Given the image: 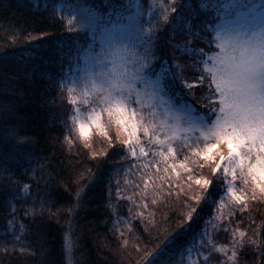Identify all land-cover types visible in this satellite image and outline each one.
<instances>
[{
    "label": "trees",
    "instance_id": "1",
    "mask_svg": "<svg viewBox=\"0 0 264 264\" xmlns=\"http://www.w3.org/2000/svg\"><path fill=\"white\" fill-rule=\"evenodd\" d=\"M59 1L0 0V163H6L9 172L16 174L12 179L31 174L40 181L41 189L47 180L56 201L55 205L45 204L43 198L36 202L33 196L27 203L13 202L12 208L37 217L21 220V212L12 215L8 195L0 186V264H140L157 245L161 246V259L183 264L190 250L195 264H200L202 256L207 255L200 249L202 238L223 247L222 252L215 253L219 264H264V222L257 218V212L264 211V197L259 189L258 201L250 202V216L229 217V211L238 212L235 201L227 202L224 196L225 205L220 206L221 190L207 205L201 202L198 206L190 198L193 193H203L193 181L187 199L199 215L185 220L177 230L188 211L181 207L186 197L182 192L177 195L180 187H188L184 165L194 169V178L211 179L216 175H209L211 159L182 149L177 162L170 166L155 159L157 166L149 162L148 167H141L130 155L125 159L122 152H110L107 138L97 129L87 139L80 137L64 82L92 37L90 27L80 29L68 23L64 11L57 10ZM67 1L77 2L86 12L94 11L97 25L117 14L135 13L128 8L127 0ZM136 1L140 2L143 23L141 37L155 55L154 70L169 69L163 78L166 94L175 103L192 106L195 116L211 124L215 115L210 121L206 113L214 108L219 114V94L206 97L201 91H193L174 79L173 71L177 61L201 62L197 49L210 37L212 44L216 43L214 25L222 16L226 0ZM173 3L179 5L176 12L162 7ZM164 15L175 20L167 22L168 31L161 35L163 27L157 20L162 21ZM193 34L197 42L184 47L193 40ZM218 51L206 50V55ZM185 76L197 88L209 87L208 80L201 85L191 73ZM60 81L63 87H57ZM210 88L214 91L215 86ZM104 121V129L115 136V122ZM220 151L226 153V145L220 144L209 155L219 160ZM108 152L106 157L104 153ZM40 168L43 171L37 176ZM235 187L238 191L243 187L239 178ZM143 204L148 206L141 207ZM21 223L23 229L18 227ZM16 236L21 239L13 242ZM211 264H217V260Z\"/></svg>",
    "mask_w": 264,
    "mask_h": 264
},
{
    "label": "snow or ice",
    "instance_id": "2",
    "mask_svg": "<svg viewBox=\"0 0 264 264\" xmlns=\"http://www.w3.org/2000/svg\"><path fill=\"white\" fill-rule=\"evenodd\" d=\"M162 7L171 8L172 12H176L179 5L173 3L162 5ZM170 19L175 20V17L170 18L168 15H164L162 21L157 20V24L163 27L161 35L168 31L166 24ZM151 31L152 29L149 28L148 32L151 33ZM223 33L222 36L221 32H216V43L214 45L212 44V37H210L207 42H204V47L197 49L202 57L201 62L177 61L176 68L173 71V78L179 79L182 83H185L187 88L193 91H201L206 97L218 93L221 105L218 110L219 114H216L214 108H210L206 113L208 120L213 121V115H215V119L209 125L207 131L202 133L205 139L209 141L203 149L205 160L211 159L213 161L208 165L210 168L209 175L212 173L216 175L212 176L211 179L194 178L192 174L194 169H188L184 165L188 187H180L177 195L182 192L186 197L182 200L181 207H186L188 211L184 213V219L177 225V230L182 229L185 220L191 221L194 214L199 215L196 208L192 207L187 199L188 193L192 191L193 181L200 188V192L203 193V195L193 193L190 198L195 200L198 206L201 205V202H203V205H207L210 198L224 190L223 195L219 198L220 206L225 205L224 196L230 197L239 206L237 213L229 211V217L233 215L250 216L252 211L250 202L259 199L257 189H259L261 197H264V27H260L258 31H253L251 34L226 27L223 29ZM118 39L119 37L116 36L111 38L112 42ZM196 42L197 38L193 34V40L188 41L184 47ZM176 47L179 48L178 45ZM213 48L219 49V52L203 59L206 50L212 51ZM154 59L155 55L150 45L145 48L142 60L138 64L132 63L131 67H128L127 62H125L119 67L113 64L112 68L109 69L105 58H97L98 71L88 73V75L94 77L91 81L93 86L96 85V78L100 80L94 102L101 108V111L97 113L93 110L87 121L76 120L81 138L87 139L94 127L107 138L110 152H122L125 154V159L128 155L133 158H139L138 154L145 157L148 155L140 144L139 138L132 139L138 131L137 125L132 123L130 131L128 125L138 114L136 106L139 105L142 108L146 99H154L159 94L160 81L152 80L148 76ZM210 60L215 61L211 66L208 63ZM185 73H191L193 79L199 81L201 85L205 80H208L209 87L197 88L195 83L187 80ZM204 73L208 75L206 76ZM56 83L57 87H63L62 81ZM73 84L67 86L69 93L75 90ZM141 84L143 85L142 88L139 86ZM211 85L215 86L214 91L211 90ZM53 96H55V91ZM72 102L75 103V101ZM105 111L107 112L108 121L114 120L115 122L117 128L115 136L109 135L100 123L102 114ZM125 132H127V136H124ZM143 133L148 135L147 127L143 129ZM156 140L163 143L159 141L158 136ZM116 141H119V143H116ZM220 144L226 145L227 151L226 153L220 151L218 153L219 160H216L215 157L209 154L217 149ZM187 148L189 152L200 155L193 145L189 144ZM110 152L104 153V155L107 157ZM158 154L163 156L164 152H158ZM93 155L97 154L94 153ZM184 159L188 160V157L185 156ZM197 166L203 167V165ZM49 167H51V164H49ZM42 171L43 168H40L36 175L38 176L39 172ZM30 172L31 170H29ZM14 175L16 174L9 172L6 163H0V186L8 195V204L13 216L19 211L22 213L21 220L28 219L31 221L37 218L30 216L26 210L12 208L13 202L20 203L23 201L27 203L33 196H35L36 202H40L43 198V203L51 202L55 205V193L49 190L47 180L44 181L43 189H41L40 181L31 174H25L23 178L12 179ZM237 178L243 184L239 191L234 187V181ZM22 179L29 182H22ZM168 195H171L170 185ZM145 199H147L146 193ZM212 202L216 203L215 200H212ZM152 203L155 204V201H152ZM147 206V204L141 205V207ZM140 217L143 219V213L140 214ZM257 218L264 222V211H258ZM239 222L242 224L243 220L241 219ZM252 222L254 223V221ZM262 226H264V223H262ZM18 227L23 229L24 225L21 223ZM133 227L135 226L133 225ZM222 231H226L231 236L235 235V232L230 229L222 228ZM240 235L243 236L244 233L241 232ZM20 239L21 237L16 236L13 238V242ZM167 239L166 237L165 240ZM200 249L207 253V255L202 256L200 264H211L214 259L219 264L215 253L222 252L223 247L217 248L211 239L205 241L202 238ZM160 252L161 246L157 245L155 250L146 253L140 264H173V261L169 259H161ZM233 255L235 256V253Z\"/></svg>",
    "mask_w": 264,
    "mask_h": 264
},
{
    "label": "rangeland",
    "instance_id": "3",
    "mask_svg": "<svg viewBox=\"0 0 264 264\" xmlns=\"http://www.w3.org/2000/svg\"><path fill=\"white\" fill-rule=\"evenodd\" d=\"M127 2L128 8L135 11L134 14H117L114 18H107L104 23L100 21L98 25L96 24L98 18L94 11L86 12L85 8L78 7L77 2L71 4L67 0H60L57 3L58 12L64 11L70 25L80 29L90 27L89 36L92 37L87 48L80 54L79 61L70 69L66 83L64 82L66 91L67 86L74 82L75 90L72 93L67 91V93L74 106L73 121L77 131L76 120L87 121L93 110L97 113L101 111L94 102L100 80L96 78V85L93 86L91 81L94 77L88 75L98 71L97 58H105L107 67L111 69L113 64L119 67L125 62L128 67H131L132 63L138 64L144 56L147 45L141 37L143 23L139 13L140 2H134V0H127ZM221 15L214 25L215 34L219 31L223 36V29L226 27L251 34L253 31H258L260 27H264V0H226ZM113 36L119 39L112 42ZM207 56L211 55H206L205 59ZM208 63L211 66L215 61L210 60ZM168 71L169 69L165 68V71L156 72L152 64L148 76L152 80L160 81L159 94L154 99H146L142 108L137 105L138 114L128 125L129 131L132 123L137 125L138 131L132 139L139 138L140 144L148 153L146 157L138 154L139 158H134L141 167L145 165L148 167L149 162L157 166L155 159L160 163L167 162V166H170L177 162L179 152L182 149H188L189 144L193 145L197 152L204 154L203 149L208 143L202 133L207 131L210 124L204 118L195 116L192 106L175 103L166 94L163 78ZM139 86L143 87L142 84ZM105 118L108 120L106 111L102 114L100 121L103 127ZM145 127L148 128V135L143 133ZM94 129L93 127L91 132ZM124 134L127 136V132ZM157 136L163 143L157 142ZM158 152H164V155L160 156ZM236 181L237 179L234 181V187ZM225 199L227 202L231 200L228 196H225ZM183 264H195V258L190 250L185 253Z\"/></svg>",
    "mask_w": 264,
    "mask_h": 264
}]
</instances>
